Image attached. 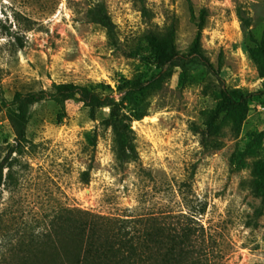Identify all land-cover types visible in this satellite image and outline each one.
<instances>
[{
	"label": "rangeland",
	"instance_id": "374dc122",
	"mask_svg": "<svg viewBox=\"0 0 264 264\" xmlns=\"http://www.w3.org/2000/svg\"><path fill=\"white\" fill-rule=\"evenodd\" d=\"M0 163V264H264V0H0Z\"/></svg>",
	"mask_w": 264,
	"mask_h": 264
},
{
	"label": "trees",
	"instance_id": "16d2710c",
	"mask_svg": "<svg viewBox=\"0 0 264 264\" xmlns=\"http://www.w3.org/2000/svg\"><path fill=\"white\" fill-rule=\"evenodd\" d=\"M101 23H103L109 32L111 39L115 42L116 36V27L115 23L110 17L109 13L106 11L102 12L100 17L97 19ZM202 27V25H201ZM157 51L160 55H162V50L157 47ZM167 52V51H166ZM169 55V58L173 55ZM168 58V57H167ZM168 58V59H169ZM73 98H79L80 100L84 101L85 104L96 108L102 107L106 105L114 106L115 102L111 99L109 94H103L98 89L93 87L90 84L79 83L76 81H55L53 83L52 89L43 88L39 91H17L14 99H13V114H14V122L17 130V138L18 142L13 147V150L19 149L20 152L24 150V147L27 145L26 142H29L28 138V125L30 123V111L31 106L39 101L44 99H54L58 102L67 101ZM112 116L109 117V122L113 124L117 129L118 125L123 124L125 118L128 117H116L115 113L111 114ZM127 128V127H126ZM120 129V128H119ZM133 130L132 125L128 126V130ZM120 133V132H119ZM128 133L121 132L118 138L120 142V151L119 157L120 159L124 160L133 155L129 153L128 149L133 148V146H129L128 143ZM3 174H4V164L0 163V188L3 184Z\"/></svg>",
	"mask_w": 264,
	"mask_h": 264
}]
</instances>
